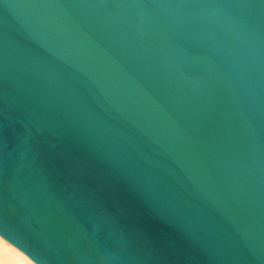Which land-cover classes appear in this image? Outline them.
I'll list each match as a JSON object with an SVG mask.
<instances>
[{
    "label": "water",
    "instance_id": "water-1",
    "mask_svg": "<svg viewBox=\"0 0 264 264\" xmlns=\"http://www.w3.org/2000/svg\"><path fill=\"white\" fill-rule=\"evenodd\" d=\"M0 236L264 264V0H0Z\"/></svg>",
    "mask_w": 264,
    "mask_h": 264
},
{
    "label": "clouds",
    "instance_id": "clouds-1",
    "mask_svg": "<svg viewBox=\"0 0 264 264\" xmlns=\"http://www.w3.org/2000/svg\"><path fill=\"white\" fill-rule=\"evenodd\" d=\"M6 241L0 236V264H32V261L24 256L23 253H18V257L9 256L5 251ZM7 247L11 248L12 245L8 244Z\"/></svg>",
    "mask_w": 264,
    "mask_h": 264
},
{
    "label": "bare ground",
    "instance_id": "bare-ground-1",
    "mask_svg": "<svg viewBox=\"0 0 264 264\" xmlns=\"http://www.w3.org/2000/svg\"><path fill=\"white\" fill-rule=\"evenodd\" d=\"M5 240V239H4ZM6 241V240H5ZM7 242V241H6ZM8 244H10L9 242H7L6 243V245H5V250H7L9 253H11V255H13L12 257H18V253H23V252H21L20 250H18L16 247H14L12 244H10V245H12V247L11 248H9V247H7V245ZM24 254V253H23ZM11 255H9V256H11ZM24 256L25 257H27L28 259H30L28 256H26L25 254H24ZM18 258H23V257H18ZM31 260V259H30ZM32 261V260H31ZM32 264H35L33 261H32Z\"/></svg>",
    "mask_w": 264,
    "mask_h": 264
},
{
    "label": "rangeland",
    "instance_id": "rangeland-1",
    "mask_svg": "<svg viewBox=\"0 0 264 264\" xmlns=\"http://www.w3.org/2000/svg\"><path fill=\"white\" fill-rule=\"evenodd\" d=\"M6 251V253L8 254V255H11V253H9L7 250H5ZM11 256H13V255H11Z\"/></svg>",
    "mask_w": 264,
    "mask_h": 264
}]
</instances>
